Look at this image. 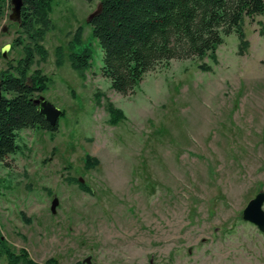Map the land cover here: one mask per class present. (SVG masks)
Returning a JSON list of instances; mask_svg holds the SVG:
<instances>
[{"label": "rangeland", "instance_id": "374dc122", "mask_svg": "<svg viewBox=\"0 0 264 264\" xmlns=\"http://www.w3.org/2000/svg\"><path fill=\"white\" fill-rule=\"evenodd\" d=\"M99 2L52 0L43 58L0 0V74L31 51L27 75L48 78L37 98L63 111L0 161V237L38 264H264V234L242 218L264 191V14L243 18V52L232 33L214 58L173 59L122 95L87 21ZM84 48L81 76L68 54Z\"/></svg>", "mask_w": 264, "mask_h": 264}, {"label": "trees", "instance_id": "16d2710c", "mask_svg": "<svg viewBox=\"0 0 264 264\" xmlns=\"http://www.w3.org/2000/svg\"><path fill=\"white\" fill-rule=\"evenodd\" d=\"M51 2L22 0L17 21L43 58L45 50L36 41L50 25ZM99 4V11L88 23L102 51V75L122 95L133 92L147 72L167 66L173 59L208 55L214 58L223 38L232 33L239 38V52H243L247 46L243 18L264 14V0H100ZM75 42L78 43V36ZM57 55L60 64V47ZM68 59L83 76L90 65L91 53L88 48L71 51ZM32 61L30 51L15 68L16 74L9 71L0 74V161L19 149L18 131L39 128L53 132L57 128L48 123L35 102L37 94L46 89L48 78L38 71L27 75ZM200 67L207 69L204 65ZM108 110L111 123L123 117L111 104ZM89 159L86 164L90 163ZM1 255L7 257L8 264H38L25 249L15 253L0 237Z\"/></svg>", "mask_w": 264, "mask_h": 264}, {"label": "water", "instance_id": "95a60500", "mask_svg": "<svg viewBox=\"0 0 264 264\" xmlns=\"http://www.w3.org/2000/svg\"><path fill=\"white\" fill-rule=\"evenodd\" d=\"M12 13L11 19L13 21H18L20 18L22 0H11ZM101 5L98 4L97 9L88 16L87 21L90 22L92 17L99 11ZM6 49L2 50V56H5ZM0 97H1V88H0ZM35 102L39 106L40 113L45 117L48 123L51 126H56L58 124L59 117L63 114V111L52 104L50 101L39 97L35 99ZM264 203V191L257 192L255 196L248 201L246 206L242 210V218L245 221L253 223L257 228L264 234V210L262 205ZM57 200L54 199L50 206L52 213L55 212V205ZM83 263L91 264L90 256H87Z\"/></svg>", "mask_w": 264, "mask_h": 264}]
</instances>
